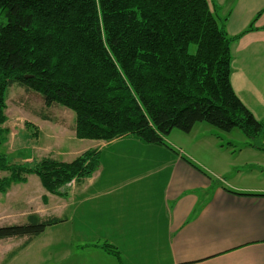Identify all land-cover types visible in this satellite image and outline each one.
<instances>
[{"label": "trees", "instance_id": "16d2710c", "mask_svg": "<svg viewBox=\"0 0 264 264\" xmlns=\"http://www.w3.org/2000/svg\"><path fill=\"white\" fill-rule=\"evenodd\" d=\"M224 23L207 0H0V148L13 86L37 94L45 108L73 112L78 140L131 135L163 144L173 130L188 134L197 123L255 140L264 122L231 86V45L239 36L230 37ZM10 161L0 151V171L8 174L0 193L34 175L46 192L64 197L68 184L97 171L100 156L87 150L71 162ZM61 222L29 215L24 224L0 226V241H30ZM104 248L118 256L115 247Z\"/></svg>", "mask_w": 264, "mask_h": 264}, {"label": "crops", "instance_id": "0c3cea01", "mask_svg": "<svg viewBox=\"0 0 264 264\" xmlns=\"http://www.w3.org/2000/svg\"><path fill=\"white\" fill-rule=\"evenodd\" d=\"M207 1L225 19L226 33L230 37L239 36L231 45V86L254 118L264 122V0ZM41 118L42 123L51 124L48 116L41 115ZM52 122L59 128L57 120ZM67 129L70 134L65 130L60 136L75 138L73 126ZM211 135L220 138L215 131ZM123 138L126 137L108 143L80 140L87 142L82 147H89L83 150L99 153L97 171L90 178L64 188L66 196L58 198L67 202L68 213L61 223L46 228L30 241L26 238L1 240L0 243H20L1 246L0 264H50L51 261L55 264H127V260L128 264H134L136 255L132 254L141 255V264H264V196H239L225 190L264 195V184L255 175H249V180L245 176L244 183L242 164L223 157V165L235 170L241 176V183L233 184L226 178L231 172H211L214 181L192 158L143 145L135 137H131L134 150L127 154L123 146L120 149L117 146ZM256 139L239 154H251L244 166L254 164L264 169V162H260L264 161V133ZM201 141L194 139L191 143ZM178 144L172 145L181 150ZM124 157L126 161L122 160ZM143 158H148L149 164L142 162L138 166ZM118 173L124 175L116 182L110 181V176ZM129 187L137 192L126 198ZM44 198L49 199L46 195ZM23 218L13 224L26 223L27 217ZM74 225H79L78 231L82 233L78 240L75 236L78 243L71 242ZM59 228L63 238L68 236V246L63 248L56 243L60 249L52 257L43 256L36 262L31 256L34 246L43 239L49 240ZM105 245L115 247L118 256L107 252Z\"/></svg>", "mask_w": 264, "mask_h": 264}, {"label": "rangeland", "instance_id": "374dc122", "mask_svg": "<svg viewBox=\"0 0 264 264\" xmlns=\"http://www.w3.org/2000/svg\"><path fill=\"white\" fill-rule=\"evenodd\" d=\"M192 50L194 51L195 48L193 47ZM6 104L7 121L5 126L9 132L7 134V141L2 145L0 151L5 152L10 157V163L27 165L43 157H51L58 161L71 162L77 157L76 153L81 155L85 152L84 150L89 148L82 147L83 145H87L83 144L87 143L86 141L82 142L76 139V137L68 138V135L65 137L60 136V133L63 134L65 130L70 134L67 129L68 126L72 125L74 128L75 114L73 112L57 106L45 108L41 98L37 94L26 92L16 86L8 90ZM41 115L48 116L51 124L42 123ZM52 120H57L56 124H60L59 128L54 125ZM29 122L33 124V129L27 126L31 125ZM212 131L217 132L220 138H213L214 136L212 137L211 135ZM131 137L133 136H126V138H123L117 145L119 149L123 146V150L127 154L134 150L132 147V145H134V140H132ZM194 139L203 141L198 144L191 143ZM253 141L254 140L250 141L245 138L237 129L232 130L230 133H219L205 123H197L188 134L182 133L179 130H173L169 136L164 138L163 144H151L149 146L155 148L160 147L162 151H172L175 155L180 153L188 159L192 158V160H194L192 162L205 173L209 174L214 181L215 178L211 172H231L232 174H228L226 178H229L230 182L233 184H240L241 180L239 178L241 176H237L235 170H228L223 165V157H226L235 164H242L243 168H241L240 171H242L241 173L244 175V177H242L244 183L245 176L247 180H249V175H255L258 181L264 184V169H261V166V168H256L257 166L254 164L244 166L243 164L249 161L248 158L251 157V154L249 152L239 154L240 150L247 149L246 146L248 142L253 143ZM255 141H257V139H255ZM259 141L260 140H258V142ZM173 142L177 144L180 142L178 146H180L181 150L175 148L172 145ZM83 148L86 149L83 150ZM197 149L198 153L195 152ZM147 159L148 158L140 159L138 166H142V162L149 164ZM122 160L126 161L127 159L124 157ZM101 162L104 163L103 155L101 156ZM260 162L262 164L264 161L261 160ZM143 167H146V164ZM209 169L212 171H209ZM7 175L6 172L0 171V179ZM123 175L122 173L113 174L110 176V181L116 182L117 178ZM134 192L136 193L137 191L132 187L127 188L125 192L126 198L128 194L132 197ZM44 195L49 197V199L46 198L45 200ZM59 198L58 196L56 197V195L53 196L46 192L36 176H27L26 183L11 185L4 194L0 193V225H12L15 221H19L20 219H24L23 217L26 218L33 214L37 215L39 218H46L49 216L63 219L68 213V211L65 210L68 204ZM73 204H76V202ZM73 207L71 212L75 208ZM81 208H83V206H81ZM78 226L79 225L73 226L74 232H72L71 236L72 243H78L75 240V236L78 240L80 238L79 234H82L78 231ZM59 231L60 228L59 230H54L49 240L43 239L40 241L41 244H36L34 246L31 256L35 258L36 262H39L40 258L43 256L52 257L53 253L60 249L59 246L63 248L68 246V236L63 238V235ZM13 243L14 245H18L20 241L0 243V249L3 250L1 246L8 247L9 245H13ZM44 243L48 244L44 246L42 245ZM56 243L59 246L55 245ZM132 256L135 257L134 264H141L143 261L140 258L141 255L132 254ZM128 261L129 260H127V264ZM49 263L55 264L54 261Z\"/></svg>", "mask_w": 264, "mask_h": 264}]
</instances>
